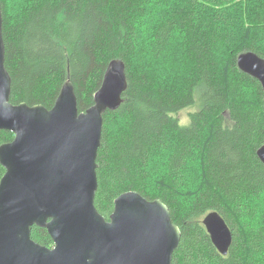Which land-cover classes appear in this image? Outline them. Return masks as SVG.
<instances>
[{
    "label": "trees",
    "instance_id": "1",
    "mask_svg": "<svg viewBox=\"0 0 264 264\" xmlns=\"http://www.w3.org/2000/svg\"><path fill=\"white\" fill-rule=\"evenodd\" d=\"M164 1L29 0L13 15L0 0L11 102L51 109L70 78L86 111L108 65L122 60L128 88L104 115L98 211L109 219L115 200L135 191L163 201L180 228L172 264H264V91L237 65L246 52L264 58V0L239 20L226 9L232 0H170L146 27L150 6ZM194 106L182 125L178 114ZM13 139L0 131V145ZM155 157L163 171L151 187ZM4 174L0 164V181ZM212 211L234 235L226 256L203 224ZM31 237L54 246L46 229L34 226Z\"/></svg>",
    "mask_w": 264,
    "mask_h": 264
},
{
    "label": "water",
    "instance_id": "2",
    "mask_svg": "<svg viewBox=\"0 0 264 264\" xmlns=\"http://www.w3.org/2000/svg\"><path fill=\"white\" fill-rule=\"evenodd\" d=\"M0 4V131L14 139L0 145V264H172L182 232L169 207L135 191L119 196L109 219L95 205L98 153L104 115L116 111L128 88L126 65L112 61L94 103L80 112L68 78L51 109L11 102ZM239 69L264 91V58L239 55ZM264 163V145L257 151ZM213 245L226 256L234 235L217 211L203 219ZM34 226L54 242H35Z\"/></svg>",
    "mask_w": 264,
    "mask_h": 264
},
{
    "label": "rangeland",
    "instance_id": "3",
    "mask_svg": "<svg viewBox=\"0 0 264 264\" xmlns=\"http://www.w3.org/2000/svg\"><path fill=\"white\" fill-rule=\"evenodd\" d=\"M28 3L29 0H10L8 4V12L12 13L13 15H16L18 13L20 14L21 10L26 8ZM259 4L262 5L261 0H232L230 4L226 5V9L227 11L229 10L230 14L233 15L236 20H239L241 18H246L252 12V9H254ZM160 7L167 11L170 7V0L150 6L148 12L146 13V27H153V21H156L154 12L156 14H159ZM143 39L145 40V36L143 37ZM197 110V106H194L187 108L186 110H183L181 113H179L177 117L179 118L180 123L182 125H187L189 123L190 114ZM152 161L153 162L149 167V170L151 168V187L152 182H154L155 178L158 177V174L163 171V160H161V157H155L154 159H152ZM189 168L192 172V168L191 166H189L184 173V188L187 190H191L193 184L198 183V178L194 176L193 173H190V170H188ZM158 179L159 178H157V180Z\"/></svg>",
    "mask_w": 264,
    "mask_h": 264
},
{
    "label": "bare ground",
    "instance_id": "4",
    "mask_svg": "<svg viewBox=\"0 0 264 264\" xmlns=\"http://www.w3.org/2000/svg\"><path fill=\"white\" fill-rule=\"evenodd\" d=\"M237 65H238V63H237ZM239 68V67H238ZM244 73V72H243ZM102 85V84H101Z\"/></svg>",
    "mask_w": 264,
    "mask_h": 264
}]
</instances>
